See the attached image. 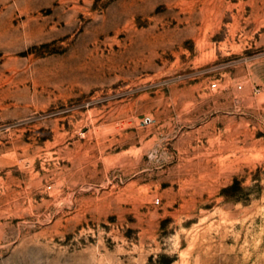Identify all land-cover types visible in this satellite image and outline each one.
I'll use <instances>...</instances> for the list:
<instances>
[{
	"label": "rangeland",
	"instance_id": "rangeland-1",
	"mask_svg": "<svg viewBox=\"0 0 264 264\" xmlns=\"http://www.w3.org/2000/svg\"><path fill=\"white\" fill-rule=\"evenodd\" d=\"M0 264H264V0H0Z\"/></svg>",
	"mask_w": 264,
	"mask_h": 264
},
{
	"label": "built area",
	"instance_id": "built-area-1",
	"mask_svg": "<svg viewBox=\"0 0 264 264\" xmlns=\"http://www.w3.org/2000/svg\"><path fill=\"white\" fill-rule=\"evenodd\" d=\"M213 86H214V87H216V86H217V84H216V83H214V84H213ZM158 202H159V200H158Z\"/></svg>",
	"mask_w": 264,
	"mask_h": 264
}]
</instances>
